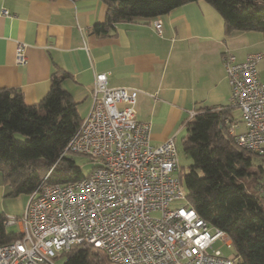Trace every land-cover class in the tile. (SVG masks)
I'll use <instances>...</instances> for the list:
<instances>
[{
	"label": "built area",
	"instance_id": "1",
	"mask_svg": "<svg viewBox=\"0 0 264 264\" xmlns=\"http://www.w3.org/2000/svg\"><path fill=\"white\" fill-rule=\"evenodd\" d=\"M0 7V16L9 17ZM154 29L162 34V23ZM264 51L244 61L226 50L223 62L232 89L227 109L241 118L225 123L236 144L264 157V82L258 64ZM16 60L26 65V45ZM139 92L110 88L108 74L95 76L92 105L63 156L89 157L93 171L68 184L38 187L21 216H6L19 239L0 245V264H55L70 249L92 245L115 264H237L214 248L228 235L191 207L180 179L173 139L151 144V124L137 119ZM195 113H192L193 116ZM243 126V129H241Z\"/></svg>",
	"mask_w": 264,
	"mask_h": 264
},
{
	"label": "crops",
	"instance_id": "2",
	"mask_svg": "<svg viewBox=\"0 0 264 264\" xmlns=\"http://www.w3.org/2000/svg\"><path fill=\"white\" fill-rule=\"evenodd\" d=\"M0 7L11 14L0 16V89H18L28 105H36L50 91L53 74L65 71L69 77L63 86L85 118L95 76L107 73L110 88L139 92L137 119L151 124L155 146L173 139L182 149L184 122L192 113L226 107L232 89L223 54L228 50L244 61L250 53L244 52V36L251 34L226 32L222 16L203 0L154 19L118 22L103 36L92 31L106 20L101 0H0ZM157 19L161 35L154 29ZM253 38L264 48L261 38ZM19 43L26 45V65L16 60ZM7 196L0 175V213L5 215Z\"/></svg>",
	"mask_w": 264,
	"mask_h": 264
},
{
	"label": "trees",
	"instance_id": "3",
	"mask_svg": "<svg viewBox=\"0 0 264 264\" xmlns=\"http://www.w3.org/2000/svg\"><path fill=\"white\" fill-rule=\"evenodd\" d=\"M101 1L107 6L106 20L92 31L103 36L118 22L154 19L200 0ZM203 1L222 16L226 32L257 31L264 37V0ZM68 77L67 72L57 70L50 91L36 105H28L18 89H0V175L9 196H30L40 186L68 184L85 177L75 154L63 156L83 120L63 86ZM194 113L184 122L187 139L182 148L191 164L185 173L180 166L179 174L188 203L228 235L237 264H264V190L259 188L264 181L250 173L254 161L264 163V157L236 144L225 123L227 118L236 119L233 110L200 107ZM256 167L263 169L262 164ZM5 218L0 213V245L20 237L4 227ZM65 255L64 264H115L92 245L76 246Z\"/></svg>",
	"mask_w": 264,
	"mask_h": 264
},
{
	"label": "rangeland",
	"instance_id": "4",
	"mask_svg": "<svg viewBox=\"0 0 264 264\" xmlns=\"http://www.w3.org/2000/svg\"><path fill=\"white\" fill-rule=\"evenodd\" d=\"M250 37H245L244 36V52L249 51L247 53H257V52H262L264 51V48H259L254 40V36H257L261 38L264 41V37L261 33L257 31H251L248 32ZM248 38V39H247ZM261 49V50H260ZM258 72L260 75V80L264 82V59L259 62L258 64ZM233 114L236 116V118H241V112L240 110H233ZM18 138L22 139L21 136L17 135ZM180 152V166H181V171L183 173L188 171V167L191 164V160L187 158L182 149H179ZM74 160L78 166H80L83 170V173L85 176H88L94 169L95 167V162H93L89 157L83 156V155H73ZM262 164V167L264 169V163L261 161V159H257L254 161V165L250 171L251 176H258L262 181H264V170L262 168L256 167L260 166ZM261 190H264V186H259ZM30 199L29 195L21 194L18 196H7V199L5 201V212L7 213L6 216H21L25 212L26 206L28 204V201ZM9 231L17 232L18 228L15 227H10L8 228ZM214 248L220 249L222 253L227 256V257H234V248L232 246L226 245L222 240H218ZM66 255L58 257L55 259V264H64L66 261Z\"/></svg>",
	"mask_w": 264,
	"mask_h": 264
}]
</instances>
